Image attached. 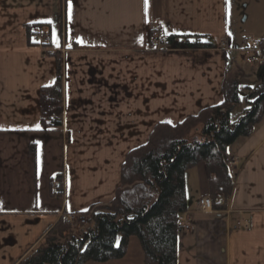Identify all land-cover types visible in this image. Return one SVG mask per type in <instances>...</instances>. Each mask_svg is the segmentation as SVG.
<instances>
[{"label": "crops", "instance_id": "1", "mask_svg": "<svg viewBox=\"0 0 264 264\" xmlns=\"http://www.w3.org/2000/svg\"><path fill=\"white\" fill-rule=\"evenodd\" d=\"M35 26L48 27L47 46L29 42ZM155 34L207 35L216 48L154 49ZM246 38H264V0H71V9L69 0H0V264L23 257L64 213L108 204L126 154L158 122L220 104ZM57 58L62 126L47 132L38 92L54 82ZM227 153L234 188L221 212L197 208L209 196L205 164L185 172L177 264H264V118Z\"/></svg>", "mask_w": 264, "mask_h": 264}, {"label": "trees", "instance_id": "2", "mask_svg": "<svg viewBox=\"0 0 264 264\" xmlns=\"http://www.w3.org/2000/svg\"><path fill=\"white\" fill-rule=\"evenodd\" d=\"M164 45L188 50L216 48L207 35L199 34L168 35ZM259 47L264 55V38ZM255 78L257 83L251 86L241 85L239 77H227L222 82L220 104L174 125L158 122L147 142L126 154L120 186L113 199L106 205L77 213L86 219L84 230H71L64 213L41 241L14 264L104 263L123 257L131 235L139 239L144 264H177L178 217L187 209L185 172L199 162L204 163L212 210L221 212L226 208L224 199L231 196L234 188L227 149L239 137L251 135L264 118V62L256 67ZM241 88L247 90L245 106L233 119L242 102ZM38 97L42 129L49 132L60 128V58L54 82L40 87ZM30 150L34 152V147ZM62 193L61 190L52 194Z\"/></svg>", "mask_w": 264, "mask_h": 264}, {"label": "built area", "instance_id": "3", "mask_svg": "<svg viewBox=\"0 0 264 264\" xmlns=\"http://www.w3.org/2000/svg\"><path fill=\"white\" fill-rule=\"evenodd\" d=\"M32 31L29 34V42L31 44H38L42 46H47L50 41V31L46 26H35L31 29ZM151 47L154 49H166L167 46L164 45V40L159 36V34H155L151 36L150 41ZM243 61L246 64H252L256 67L261 65L264 62V55L262 54L259 41L252 39L244 40L243 47ZM228 165L234 166L236 165V160L228 159ZM50 188L51 193L55 194L59 191H63L64 184L62 179L54 176L50 180ZM197 208L201 211H210L212 210V199L210 196H203L199 198L197 202ZM64 220L67 221L74 228H82L83 224L86 223V219L84 216L79 215L77 213L68 212L64 214ZM185 229H188V225L182 224ZM181 226V227H182ZM79 229V230H80Z\"/></svg>", "mask_w": 264, "mask_h": 264}, {"label": "rangeland", "instance_id": "4", "mask_svg": "<svg viewBox=\"0 0 264 264\" xmlns=\"http://www.w3.org/2000/svg\"><path fill=\"white\" fill-rule=\"evenodd\" d=\"M43 47H45V46H43ZM240 59L241 58H240V55H239L238 56V62L240 64L238 62H236L237 65L235 64V69L232 72L233 75L231 74L229 77H231V78L239 77L240 79H242V84L241 85H243L245 83L257 82L256 78L255 79L250 78L251 77L250 72H252L253 69H254V74H255L256 66L252 65V64H246L243 60H240ZM242 62H244V63H242ZM241 64H242L243 67L241 66ZM254 80H256V81H254ZM253 85L255 86L256 83L253 84ZM246 93L247 92H245V90L243 88H241V92H240L241 97L245 98ZM244 106H245V102H244V99H242V102L235 109V112L233 114V119H235L237 114H239L241 112V110L243 109ZM86 227H87V223L83 224L81 230H84ZM79 229L80 228H74L71 225V230H73L74 232L78 233ZM139 253L141 254V256L143 254V260H139L141 258ZM88 264H144V253H143V250H142V248L140 246L139 239L136 236L133 235L132 239H131L130 247L128 249V252H127V254H125L124 257H122L120 259H112V261H110L109 263H99V262H93L92 263V262H88Z\"/></svg>", "mask_w": 264, "mask_h": 264}, {"label": "snow or ice", "instance_id": "5", "mask_svg": "<svg viewBox=\"0 0 264 264\" xmlns=\"http://www.w3.org/2000/svg\"><path fill=\"white\" fill-rule=\"evenodd\" d=\"M147 2H148V0H145V5H146V6H147ZM69 9H71V0H69ZM49 23H51V21H49ZM229 35H231V33H229ZM54 42L56 43V46H57V47L60 46V44H59V40H58V39H56ZM80 42L82 43L83 41L81 40ZM241 99H244V98L241 97ZM169 123H170V121H169ZM35 128H36L37 130H39V129H40V125H39V124L35 125ZM37 144H39V141H37Z\"/></svg>", "mask_w": 264, "mask_h": 264}]
</instances>
